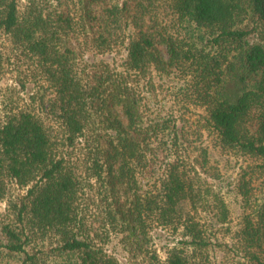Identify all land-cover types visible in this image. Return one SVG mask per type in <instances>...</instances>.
<instances>
[{
    "label": "trees",
    "instance_id": "16d2710c",
    "mask_svg": "<svg viewBox=\"0 0 264 264\" xmlns=\"http://www.w3.org/2000/svg\"><path fill=\"white\" fill-rule=\"evenodd\" d=\"M16 50L39 107L1 99L0 201L20 192L0 256L21 258L0 264H39L36 236L57 264H207L214 246L223 264H264V201L219 240L230 209L185 118L264 161V0H0V77ZM156 79L178 81L179 113L154 108ZM239 191L247 202L246 180ZM163 232L176 241L165 257Z\"/></svg>",
    "mask_w": 264,
    "mask_h": 264
},
{
    "label": "rangeland",
    "instance_id": "374dc122",
    "mask_svg": "<svg viewBox=\"0 0 264 264\" xmlns=\"http://www.w3.org/2000/svg\"><path fill=\"white\" fill-rule=\"evenodd\" d=\"M25 2L26 0H22V4ZM186 24H188V22L184 21L183 23H178L176 26H178L180 31L183 32L184 30H187ZM251 37L258 38V31L252 33ZM4 42H6V47H10V43L7 42V39H4ZM117 59H119V57H117ZM10 62L11 64L8 70H6L5 74L0 77V117L2 116L1 99L6 93H15V96L13 97L17 99L18 103L22 106H27L32 109H37L39 107V101L37 100V102H34V100H30L27 91L22 90V87L16 82L18 69L22 72H28L31 60L27 55L16 50L13 51ZM156 82H158L156 90L152 95L154 108H159V110L165 114L172 110H177V113H179V107L177 101H175V92L177 85H179L178 81L166 79L161 81V79H156ZM10 87H16V90L8 89ZM17 90L19 92H17ZM33 91L40 92L36 89ZM195 110L199 112L201 109L197 108ZM185 118L186 120H190L189 124L191 126V132L194 134L193 137H199L197 142L208 148L211 164L214 166L215 172L217 173V176L211 177L210 180L215 188L223 195L230 209L231 215L229 223L225 224L223 227H220L218 224L214 233L218 234L217 236L219 240L232 242V236L227 232L226 227H229L230 231H234L238 227L242 215L245 212L253 211L257 204L264 201V165H262V162L264 161L223 149L219 146L214 133L205 129L201 125L198 113H188L185 115ZM242 180H246L248 183L249 199L247 202L244 201V198L239 191V184ZM19 192L20 190L18 186L11 184L5 198L0 201V239L2 240H5L2 233L3 223L8 222V220L14 217L13 215L9 216V200L13 199ZM162 234L163 235L156 238V242L159 247L160 256L165 257L166 248L168 246H173L176 241L173 239L175 236L174 234L169 232H163ZM177 235L179 236V234ZM36 237L33 239L32 246H34L35 249L40 250L39 254L42 256V259H39V264H57V262L62 260L63 257L56 255L53 251L52 248L54 244H52L49 239L44 241L39 238L37 239ZM28 248H30V246H28ZM109 248L119 258L123 259L124 251L122 250L121 245L117 242V239H114L109 244ZM208 254L209 258L207 259V264H223L225 262L223 251L218 249V246L212 247L210 251H208ZM20 258L21 256L19 255L9 257L4 253L0 256V262H17Z\"/></svg>",
    "mask_w": 264,
    "mask_h": 264
}]
</instances>
